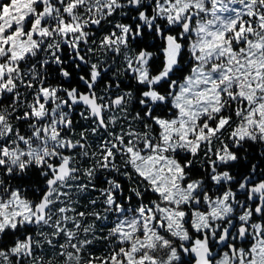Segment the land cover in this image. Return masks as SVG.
Instances as JSON below:
<instances>
[{
	"label": "snow or ice",
	"instance_id": "snow-or-ice-1",
	"mask_svg": "<svg viewBox=\"0 0 264 264\" xmlns=\"http://www.w3.org/2000/svg\"><path fill=\"white\" fill-rule=\"evenodd\" d=\"M0 264H264V0H0Z\"/></svg>",
	"mask_w": 264,
	"mask_h": 264
}]
</instances>
